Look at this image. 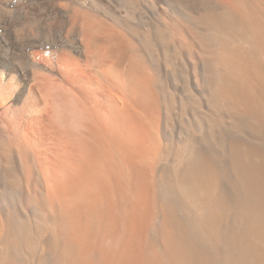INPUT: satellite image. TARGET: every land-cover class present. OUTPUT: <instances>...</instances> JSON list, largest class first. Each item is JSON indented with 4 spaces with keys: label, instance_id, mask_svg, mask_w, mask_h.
Instances as JSON below:
<instances>
[{
    "label": "bare ground",
    "instance_id": "bare-ground-1",
    "mask_svg": "<svg viewBox=\"0 0 264 264\" xmlns=\"http://www.w3.org/2000/svg\"><path fill=\"white\" fill-rule=\"evenodd\" d=\"M0 264H264V0H0Z\"/></svg>",
    "mask_w": 264,
    "mask_h": 264
},
{
    "label": "rangeland",
    "instance_id": "rangeland-1",
    "mask_svg": "<svg viewBox=\"0 0 264 264\" xmlns=\"http://www.w3.org/2000/svg\"><path fill=\"white\" fill-rule=\"evenodd\" d=\"M258 58H259V56H258ZM150 234V231H149V233H148V235Z\"/></svg>",
    "mask_w": 264,
    "mask_h": 264
}]
</instances>
